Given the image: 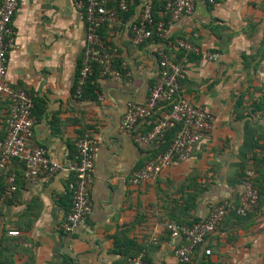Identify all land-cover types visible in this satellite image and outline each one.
I'll return each instance as SVG.
<instances>
[{"label":"crops","instance_id":"0c3cea01","mask_svg":"<svg viewBox=\"0 0 264 264\" xmlns=\"http://www.w3.org/2000/svg\"><path fill=\"white\" fill-rule=\"evenodd\" d=\"M145 0L99 30L116 47V66L128 77L94 75L81 98L73 86L84 47L85 24L70 0H19L12 26L16 48L9 54L7 82L34 100L31 144L46 148L59 166L44 183L27 181L12 162L17 191L0 202V264H125L143 251L148 264H181L173 254L180 242L165 230L171 222L190 225L224 206L220 227L195 248L183 264H264V0H194L192 14L169 26L171 40L182 39L201 53L192 54L181 81L192 104L208 109L214 121L192 155L163 169L150 181L130 184L133 173L152 155L131 134L119 130L129 103H143L158 72L146 42H131L130 25ZM116 8L117 0H109ZM173 56L172 50H168ZM8 112L0 100V134ZM147 129L144 121L136 132ZM89 133L99 140L91 176L92 212L70 236L62 225L71 208L70 174L65 167L76 155V141ZM254 172L260 198L245 217L236 214L245 171ZM4 180L0 181V189ZM18 231L9 236L7 231ZM155 235L156 243L150 242ZM209 254H206V251Z\"/></svg>","mask_w":264,"mask_h":264},{"label":"built area","instance_id":"2783aa9c","mask_svg":"<svg viewBox=\"0 0 264 264\" xmlns=\"http://www.w3.org/2000/svg\"><path fill=\"white\" fill-rule=\"evenodd\" d=\"M156 0H145L136 22L130 25L131 42L140 46L146 42L152 45L151 52L157 59L158 72L149 95L143 103H129L120 121L119 130L132 135L134 144L141 150H152L151 158L137 171L129 182L154 180L163 169L188 159L198 144L207 138L214 116L206 108L196 106L184 95L181 81L192 54L203 55L207 60H217V52L201 53L192 43L171 40L169 26L182 16L192 14L194 0H161L163 9L159 19L153 17ZM80 19L85 24L84 47L80 66L76 75L74 97L80 98L83 86L97 70L102 77L121 79L128 77L124 66H116V47L106 45L99 36L102 26L116 20L118 12H126L134 0H117V7L109 6V0H70ZM214 3V0H208ZM19 0H0V100L8 102V112L4 120L5 130L0 134V202L11 199L17 191L16 173L12 162L22 166L23 177L30 182H49L59 166L52 163L43 146L31 144L35 123L32 95L7 82L8 57L16 48V32L12 26ZM168 50H172L173 56ZM180 54L178 59L175 56ZM144 121L147 129L136 132L135 126ZM175 130L168 142L167 133ZM99 140L84 133L76 141V155L65 167L70 174L68 191L71 195V208L62 225V232L70 236L74 229L84 224L92 212L91 176ZM243 191L238 201L236 214L245 217L258 203L259 193L254 184V172L247 170L240 179ZM226 217L224 206L211 208L206 218L190 225L171 222L165 230L172 239L180 242L173 248L178 262L190 261L196 247L213 234ZM2 221L0 217V227ZM9 236L19 232L10 230ZM155 235L150 242L156 243ZM209 254V251H206ZM125 264H148L143 251L128 258Z\"/></svg>","mask_w":264,"mask_h":264},{"label":"trees","instance_id":"16d2710c","mask_svg":"<svg viewBox=\"0 0 264 264\" xmlns=\"http://www.w3.org/2000/svg\"><path fill=\"white\" fill-rule=\"evenodd\" d=\"M163 5H164V3H163V1H161V0H156V1L154 2L152 14H153V17H154L156 20L159 19V17H160V14H159V13H160V11L163 9ZM179 56H180V54H177V55L175 56V59H178ZM190 56H191V55H190ZM190 56H189V58H190ZM96 73H98L97 70L94 71V74H93V75L87 80L86 84L83 86L82 93H81V97H83V96L85 95V91H86L87 89L91 92V94H93L94 89H93L92 85L90 84V82H91V80H93L94 75H95ZM74 91H75V85L73 86V94H74ZM81 97H80V98H81ZM254 108H255V109L264 108V102H263V101H260L258 104H256V105L254 106ZM174 133H175V130H171L170 132L167 133L166 139H167L168 142L172 139V137L174 136ZM21 171H22V170H21ZM258 193H259V191H258ZM259 198H260V194H259ZM258 201H259V199H258ZM138 252H139V251H137L136 253H138ZM136 253H134L132 256H134Z\"/></svg>","mask_w":264,"mask_h":264}]
</instances>
